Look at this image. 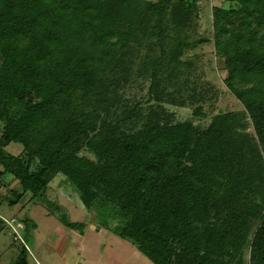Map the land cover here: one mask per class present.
Returning <instances> with one entry per match:
<instances>
[{"label": "trees", "instance_id": "trees-1", "mask_svg": "<svg viewBox=\"0 0 264 264\" xmlns=\"http://www.w3.org/2000/svg\"><path fill=\"white\" fill-rule=\"evenodd\" d=\"M201 1L0 0L11 204L30 195L83 235L47 198L61 174L153 264H264V0L213 6L194 40ZM228 93L239 109L218 108Z\"/></svg>", "mask_w": 264, "mask_h": 264}, {"label": "rangeland", "instance_id": "rangeland-1", "mask_svg": "<svg viewBox=\"0 0 264 264\" xmlns=\"http://www.w3.org/2000/svg\"><path fill=\"white\" fill-rule=\"evenodd\" d=\"M220 5L229 7L230 3L224 0H203L198 4L200 19L192 32V39L211 38V9ZM198 52L207 68V60L214 53L212 45ZM218 76L215 78L209 72L204 78L218 87L222 85L225 73ZM221 98L218 108H240L239 102L231 94H226L224 101ZM173 110L182 117H188L187 109ZM22 149V145L17 143L7 147V151L13 155L20 154ZM1 172L3 167L0 164V264H18L21 259H25V264H153L130 242L106 230L103 217L88 213L65 176L60 174L54 178L47 198L63 206L71 221L86 223L83 235L80 229L72 230L61 223L41 203L30 201V195L17 204H11L15 200L11 190L16 189L19 182ZM61 181L63 184L60 185Z\"/></svg>", "mask_w": 264, "mask_h": 264}]
</instances>
